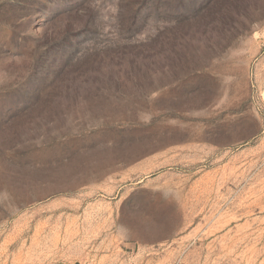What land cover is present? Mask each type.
I'll return each mask as SVG.
<instances>
[{"label": "rangeland", "instance_id": "1", "mask_svg": "<svg viewBox=\"0 0 264 264\" xmlns=\"http://www.w3.org/2000/svg\"><path fill=\"white\" fill-rule=\"evenodd\" d=\"M0 264H264V0H0Z\"/></svg>", "mask_w": 264, "mask_h": 264}]
</instances>
